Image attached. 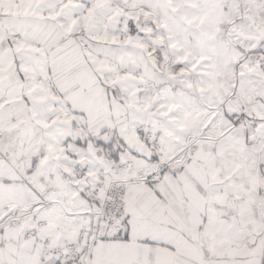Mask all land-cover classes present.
I'll return each instance as SVG.
<instances>
[{
  "label": "snow or ice",
  "instance_id": "6c2138e0",
  "mask_svg": "<svg viewBox=\"0 0 264 264\" xmlns=\"http://www.w3.org/2000/svg\"><path fill=\"white\" fill-rule=\"evenodd\" d=\"M0 264H264V0H0Z\"/></svg>",
  "mask_w": 264,
  "mask_h": 264
}]
</instances>
